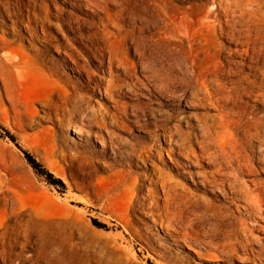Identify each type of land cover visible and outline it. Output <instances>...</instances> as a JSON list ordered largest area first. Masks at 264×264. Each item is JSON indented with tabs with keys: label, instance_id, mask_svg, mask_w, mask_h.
Returning <instances> with one entry per match:
<instances>
[{
	"label": "rangeland",
	"instance_id": "1",
	"mask_svg": "<svg viewBox=\"0 0 264 264\" xmlns=\"http://www.w3.org/2000/svg\"><path fill=\"white\" fill-rule=\"evenodd\" d=\"M216 2L100 0L94 11L82 0H0V264H264L259 245L215 261L208 252L218 253L185 241V221L171 217L176 201L198 199L200 210L233 213L238 233L246 226L264 242V209L244 210L254 186L233 201L197 188L188 174L195 169L165 133L171 113L206 114L214 141L228 148L240 138L235 126L208 105L158 93L116 62L135 63V45L173 56L175 71H192L224 99L225 113L262 116L264 0H228L235 13L208 15ZM23 152L65 189L38 175ZM262 168L255 158L243 180L264 181Z\"/></svg>",
	"mask_w": 264,
	"mask_h": 264
},
{
	"label": "bare ground",
	"instance_id": "2",
	"mask_svg": "<svg viewBox=\"0 0 264 264\" xmlns=\"http://www.w3.org/2000/svg\"><path fill=\"white\" fill-rule=\"evenodd\" d=\"M82 1L85 2L88 8L94 11L98 9L100 4V0ZM233 1V3L236 4L239 0ZM227 2L228 0H217L215 3L216 9L210 10L208 15L212 14L214 17H217L218 13L221 11H224L225 15L230 12H232V14L235 13L237 8L232 10V6L227 4ZM232 14L228 17L232 18ZM228 23L229 21H227V24ZM217 26L218 27L215 28L217 30L219 29L221 34H224L222 23H217ZM229 27L231 29V26ZM248 27L250 28V26ZM247 31L249 33L246 34L245 37L248 38V42L250 40L249 37L251 35V30L248 29ZM227 35L234 39V34H232L231 31L228 32ZM253 44V53H255L256 44ZM133 50L137 58L135 63L124 61L120 58L116 61L119 68L123 70L125 74H129L131 71H138L149 83V85H151L160 94H168V96L172 99H176L177 93H179V97H182L185 103H190L195 108L208 105L218 111H221L223 113H221L223 116H220L221 123H226V127L233 124L235 126H233L234 129L238 131L236 133L240 134L239 139L234 140L228 148H224L216 144L217 141H214L212 137L214 133L213 124L210 123V118L206 114H193L192 116L177 118V114L171 113L172 124L170 127L165 129L167 141L171 145H174L180 152L183 159L195 169L194 172L188 173L190 179H199V181L196 180L197 182H193L194 185H196L197 188H205L208 193L215 194L216 192L228 200L233 201L236 200L235 197L238 195L247 196L250 191H248L249 189L247 190L246 184H252L254 186V191L257 192V195L255 198H251L246 201L244 210L246 211V214H249L252 211L258 213L263 210L264 181L243 179L253 176L252 172L253 165L255 164V158L257 162L262 165V169L264 171V114L262 116H258L256 112L247 113L243 110H239L235 114H232L231 110L225 113L226 107L222 105V99H214V95L210 93L211 91L209 92V85L206 80L205 82H201L197 79L198 76L194 75L192 71H190V73L184 71L179 73L177 70L175 71L176 60L173 56L163 58L158 54L148 52L145 53L136 45ZM247 50L245 52H247ZM228 72L230 76H234L236 74V72L232 69L228 70ZM176 85L182 89L175 90ZM128 87H130V84ZM118 88L122 89L121 86H118ZM259 89L261 90L262 87L260 86ZM104 93H107V91L105 90V92L102 93L98 91V94L102 95ZM134 108L139 109L138 111L141 113L143 112V108L139 104ZM144 113L145 111L143 114ZM169 117L170 115H167L165 120L169 119ZM191 119H194L198 125L192 126L189 122ZM182 123L186 124L185 130L181 127ZM256 154H258V156H256ZM204 167L209 168V170H204ZM179 176H183V174H179ZM208 201L211 202L210 200ZM208 201L206 200L205 202L208 203ZM195 202L199 203L200 201L196 199L194 202H191V205H187V202L178 200L176 201V208L171 214V217H174V220L180 217L185 221V241L189 240L193 245H203L208 247L210 250L217 252V255L208 252V255L214 257L215 261H223V258L236 256L239 247L245 249L248 245H259L260 251H258V254L264 253V242L253 235L252 231H254V229L250 230L248 227L244 226L241 229V233H238L236 228L238 218H236L233 213L226 212L224 214H217L210 212L206 208L200 210L199 207L194 204ZM201 202H203V200ZM227 206L230 207V205ZM233 219H236L237 222L233 223ZM230 228H232V230H230ZM241 234L243 235V238H241ZM193 251L200 255L197 250Z\"/></svg>",
	"mask_w": 264,
	"mask_h": 264
},
{
	"label": "trees",
	"instance_id": "3",
	"mask_svg": "<svg viewBox=\"0 0 264 264\" xmlns=\"http://www.w3.org/2000/svg\"><path fill=\"white\" fill-rule=\"evenodd\" d=\"M24 158L32 169L40 176H43L46 181L54 186L65 189L64 184L61 180L55 179L51 173L45 170L36 160L27 152H23Z\"/></svg>",
	"mask_w": 264,
	"mask_h": 264
}]
</instances>
